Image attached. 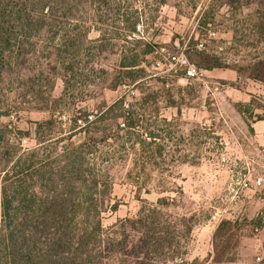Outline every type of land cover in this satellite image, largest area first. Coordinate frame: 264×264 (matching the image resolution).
Masks as SVG:
<instances>
[{
    "label": "rangeland",
    "instance_id": "obj_1",
    "mask_svg": "<svg viewBox=\"0 0 264 264\" xmlns=\"http://www.w3.org/2000/svg\"><path fill=\"white\" fill-rule=\"evenodd\" d=\"M152 17L138 29L137 38L144 44L136 59L123 43L101 54L88 46L83 85L61 100L65 86L59 71L50 109L23 107L2 117L0 133L23 149H33L34 123L54 115L55 136H72L77 144L90 130L102 136L99 129L111 123L109 114L95 122L121 98L126 110L139 111L145 104L139 133L156 136L149 150L157 158L145 164L140 155L147 149H131L130 142L119 148V159L110 169L118 210L104 215L105 229L137 216L142 204L136 193L147 186L152 192H141L144 199L155 203L163 196L176 198L178 208L169 213L193 218L185 262L165 264H264V190L252 184L264 178V145L252 128L264 120V80L257 79L264 77V0H168ZM97 37L96 32L90 35ZM162 47L170 54H184L197 67V75L187 78L167 55H153ZM199 52L220 67L204 69ZM132 62L134 69L129 67ZM129 133L120 134L125 140ZM136 173L141 174L139 186ZM244 181L251 187L242 188L239 183ZM163 187L172 192L161 193ZM223 221L232 226L218 232Z\"/></svg>",
    "mask_w": 264,
    "mask_h": 264
},
{
    "label": "trees",
    "instance_id": "obj_2",
    "mask_svg": "<svg viewBox=\"0 0 264 264\" xmlns=\"http://www.w3.org/2000/svg\"><path fill=\"white\" fill-rule=\"evenodd\" d=\"M167 3L0 0V118L23 107L28 111L49 110L53 80L59 71L65 86L61 100L71 96L87 79L84 58L88 46L101 54L123 43L124 49L131 47L126 51L136 59L138 48L144 44L137 38L138 29L141 24L148 25L152 15ZM93 32L98 34L95 39L90 38ZM198 57L204 69L220 67L205 52H199ZM135 63L129 67L134 69ZM257 79L263 81L264 77ZM125 105L121 98L95 122L101 123V118L109 114L111 123L99 129L102 136L96 137L90 130L77 144L72 136H55L54 115L34 123L37 144L33 149L13 144L1 131L0 264L185 262V243L194 231L193 218H187L186 213H169L178 208L176 198L163 196L155 203L149 202L141 192L151 194L152 189L140 186L136 197L142 205L137 216L108 229L103 225L104 215L118 210L117 203H113L110 169L119 159V148L124 149L130 142L131 149L136 145L147 149L146 155H140L145 164L157 158L149 150L156 136L139 133L145 104L139 111L126 110ZM122 131H130L131 137L124 140ZM135 136L141 138L132 140ZM133 172L128 173L129 179ZM140 176L134 175L138 186ZM170 192L161 189V193ZM231 226L232 222L223 221L218 232Z\"/></svg>",
    "mask_w": 264,
    "mask_h": 264
},
{
    "label": "built area",
    "instance_id": "obj_3",
    "mask_svg": "<svg viewBox=\"0 0 264 264\" xmlns=\"http://www.w3.org/2000/svg\"><path fill=\"white\" fill-rule=\"evenodd\" d=\"M153 55H156L159 58L161 56L167 55V58L170 60L171 65L178 66L179 68H181L185 72V76L187 78H192L197 75V67L193 65L184 54H170L167 52L165 47H162L156 49L153 52ZM156 64L158 66H161L160 61H157ZM252 184L256 189L264 190V178L257 177ZM239 185H241L244 189H248L251 187V183L245 181L240 182ZM258 260L261 261L260 258Z\"/></svg>",
    "mask_w": 264,
    "mask_h": 264
},
{
    "label": "crops",
    "instance_id": "obj_4",
    "mask_svg": "<svg viewBox=\"0 0 264 264\" xmlns=\"http://www.w3.org/2000/svg\"><path fill=\"white\" fill-rule=\"evenodd\" d=\"M252 128L255 132L256 139L264 145V120L256 121Z\"/></svg>",
    "mask_w": 264,
    "mask_h": 264
}]
</instances>
